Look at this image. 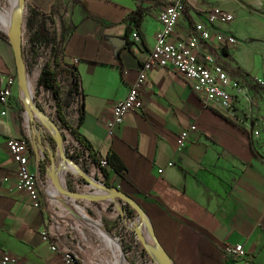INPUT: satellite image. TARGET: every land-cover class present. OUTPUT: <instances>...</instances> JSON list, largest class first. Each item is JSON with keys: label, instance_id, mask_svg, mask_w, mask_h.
<instances>
[{"label": "crops", "instance_id": "1", "mask_svg": "<svg viewBox=\"0 0 264 264\" xmlns=\"http://www.w3.org/2000/svg\"><path fill=\"white\" fill-rule=\"evenodd\" d=\"M166 2L29 0L56 21L61 67L71 65L77 77L71 104L74 120L78 106L82 112L78 132L97 154L114 153L125 167L121 175L107 171V182L128 195L147 218L158 247L150 237H140L148 244L145 253L152 264H162L155 253L158 248L170 264H264V134L259 131L264 127V108L260 101L256 108L249 106L253 92L264 90V84L250 81L264 80V0H185L170 34L171 39L185 37L196 22H203L235 38L231 46L200 42L196 48L199 59L211 55L247 84L248 101H239L234 115L203 106L179 74L153 67L140 87L142 109L128 112L112 136L106 133L113 104L124 96L153 45L160 27L157 15ZM214 7L230 12L232 19L209 24L206 15ZM133 31L137 40L131 37ZM4 74L13 75L15 82L7 103H0V254L15 256L13 264H63L58 251H51L41 239L45 229L57 247L74 249L83 264H118L109 246L93 248L92 239L103 238L94 235L87 222L75 220L63 204V199L85 197L94 204L88 206L90 211L102 209L105 221L112 224L122 214L124 200L106 189L101 172L85 153L74 161V173L85 180L76 198L60 193L55 172L58 160L63 167L64 162L57 156L55 168L46 171L48 186L39 207L14 187L16 165L5 139L29 138L30 127L12 50L0 35V86ZM191 123L195 129L177 149L179 131ZM27 158L34 172L33 147L29 146ZM168 161L173 164L167 165ZM82 207L78 206L90 217ZM54 216L72 221L66 224ZM119 244L129 259V242ZM233 244L241 245L242 256L224 252Z\"/></svg>", "mask_w": 264, "mask_h": 264}, {"label": "built area", "instance_id": "2", "mask_svg": "<svg viewBox=\"0 0 264 264\" xmlns=\"http://www.w3.org/2000/svg\"><path fill=\"white\" fill-rule=\"evenodd\" d=\"M184 2L185 0H167L161 10L158 12L157 18L160 27L154 35L153 45L150 51L147 53L145 59L139 65L136 77L133 82L128 85L124 96L113 104L110 114L105 122L107 135H113L114 128L122 123L124 116L128 112L139 111L142 109V100L139 93L140 87L147 72L153 67L168 68L176 72L189 84L191 90L198 95L203 106L216 107L228 115L232 116L236 113L239 101L242 99H245V101L247 100V84L245 82L231 76L226 70L222 68L219 63L215 61L211 55H204L199 59L196 53V48L200 42L231 46L235 44L236 41L232 35L210 29L203 22H196L191 33L182 38L171 39L170 34L177 23L179 16L181 15ZM231 19L232 14L222 10L219 7L210 9L206 15V20L209 24L216 20H219L220 22H227ZM131 37L133 40H137V32H131ZM64 77V74L60 72L56 73L55 79L59 87L65 83ZM250 81L257 86H262L264 84V80L259 77H251ZM14 82L15 79L12 75L4 74L2 76V83L0 86L1 104L7 103V100L11 94V87ZM3 113L4 111L1 112V114ZM194 129L195 127L191 123L186 128H183L179 131L176 143L177 149H180L185 145L189 132ZM5 147L16 165L14 187L17 190L24 192L33 206L39 207L41 192L35 179L34 172L28 168V138L24 136H9L5 139ZM68 150L71 152L73 149L70 151L68 148ZM77 150L80 152V156L78 158L81 159V153L84 152L81 151L78 145ZM97 158L98 164L101 167L106 168L107 162L105 161L104 155L97 154ZM172 164V161L167 162V165L169 166ZM158 171H160V169ZM69 202H71L74 207L82 212L75 204V200L73 202ZM123 213L124 211L122 210V214ZM122 214L118 215V219L122 218ZM58 217L54 218L59 220ZM72 217L77 221H82L78 220L73 215ZM67 220V222L62 220L59 221H62L66 224H69L72 221L71 219ZM40 237L42 240H45L49 243V249L51 251H58L63 264H83L74 249L70 247H57L45 229L40 232ZM116 241L118 243L121 242L118 239H116ZM224 252L233 256H242L244 254L240 244H233L231 246L226 245L224 247ZM15 262V256L8 253L0 254V264H13Z\"/></svg>", "mask_w": 264, "mask_h": 264}, {"label": "trees", "instance_id": "3", "mask_svg": "<svg viewBox=\"0 0 264 264\" xmlns=\"http://www.w3.org/2000/svg\"><path fill=\"white\" fill-rule=\"evenodd\" d=\"M51 23L49 13L43 12L41 9L34 5H30L28 16L25 21L26 27L30 30L28 36V47L29 52L32 54L33 59L37 56L39 48H49L48 59L40 67L39 73L35 81V90L31 92V102L36 106L40 112L44 114L42 107L40 106L36 98V90L41 87L46 90L53 102V116L57 121L58 126L65 130L68 135L77 143L82 152L86 153V157L89 161L97 168L101 174V182L107 190H113L115 186H111L107 182V171L112 172L116 175H121L125 170L123 163L114 153H108L104 155L107 167H101L98 164V158L96 152L92 149L89 142L78 132L77 128L82 119V112L80 106L77 107V115L75 124L72 125L64 115V108L69 106L73 102L75 94H77V77L69 64H65V67H61L62 52L59 48V38H56L54 32L47 30L46 22ZM23 61V54L21 53ZM62 73L67 79V86L63 95L61 94L60 87L56 82V73ZM25 76L28 80L26 71ZM28 125L30 127V137L28 143L30 147H33L34 158H35V179L38 183L41 194H44L48 182L46 180V171L49 168H55V157L60 158L54 139L50 136L47 129L37 122L36 118L32 115L27 116ZM25 137V136H24ZM40 149V152L38 151ZM41 153V154H40ZM63 153L66 156V165L69 167L64 175V186L71 194L72 197L76 196L82 191L81 187L85 184L79 179L74 173V166L72 163L80 156V152L77 149H73L69 152L68 148L63 147ZM65 167V165H64ZM58 178V173H57ZM118 197V196H116ZM119 198V197H118ZM122 210L129 213L127 202L124 201ZM101 220H103L101 218ZM110 227L104 225V228L109 232ZM124 251V249H122ZM116 259L120 260L118 253L115 251Z\"/></svg>", "mask_w": 264, "mask_h": 264}, {"label": "rangeland", "instance_id": "4", "mask_svg": "<svg viewBox=\"0 0 264 264\" xmlns=\"http://www.w3.org/2000/svg\"><path fill=\"white\" fill-rule=\"evenodd\" d=\"M17 4H18L17 0H0V13L3 15V18L0 16V35H4L6 38L9 32V25L11 24L10 19L15 20L17 17ZM29 8H30L29 0H24L22 9H21V15H20V34H21V53L23 54L24 68H25V71L28 77L29 89L32 92L33 90H35L34 77L37 76L40 67L48 59L49 48H42V47L39 48L35 59H33L34 56H32V54L29 52L27 40L30 34V30L25 25V21L28 16ZM46 27L48 31L55 33L56 38L58 37L57 24L54 19L53 20L51 19V23L49 21L46 22ZM8 44L10 46L9 42ZM64 82L65 83L62 84V86L60 87L62 95L66 89V84H67L66 77H64ZM258 91H260V93L259 92L257 93L258 95H255L256 92H253V94L251 95L249 106L252 108L254 107L256 108L259 105L258 103L259 101L261 102L260 105L264 108V97L263 99H261L262 98L261 94L264 95V90H258ZM29 94L30 92L27 87V96H29ZM36 98L39 101L43 109L46 119L50 121V123L53 125V130L55 131L56 134H58L61 140L62 147L69 148L70 151L74 148L77 149L76 142L69 137L66 131L59 128L57 121L54 119L53 102L50 98L49 93L43 88L39 87L36 90ZM63 110H64V115L66 119L71 124H74L75 118L73 116L75 115V105L69 104V106L65 107ZM259 131L264 134V127H261ZM58 164H59V170H56L55 172V177H56L57 182H58L57 173L64 171L62 162L58 160ZM76 165H78L79 168L80 166L84 168V165H80V164H76ZM75 204L79 206V208L83 206L82 209L90 216L89 218L96 223L99 229L103 230L102 226H104L105 224L108 227L111 226L112 224L111 222L105 221L106 215L102 209L98 208L97 210H95V213L90 211L88 206H94V204L93 202L89 201V199L85 197H80L77 199ZM102 206H105V205L102 204ZM108 206L110 207L114 206L113 202H111ZM129 206H130L129 213L124 212L122 214V218L118 219L116 224L113 227L109 228L110 229L109 232L110 234H112V236L115 239H118L119 241L122 240L124 242L123 246H125L127 242H129V257L130 258L129 259L127 258V259L130 264H152L153 262L152 259L149 258V256H147L145 253V250H146L145 245H148V244H145L143 242V238L140 237L141 235L149 237L147 230H146L145 223L144 221H139V218L137 217L135 212L132 210V207L130 204ZM101 218L103 220H101ZM93 230H94V235L101 236L95 229ZM92 240H93V245H94L93 248H96L95 244L97 245L103 244V245L109 246L108 242L105 239L101 240L98 238H93ZM111 251L115 255L114 250L111 249ZM118 264H122V262L118 260Z\"/></svg>", "mask_w": 264, "mask_h": 264}, {"label": "water", "instance_id": "5", "mask_svg": "<svg viewBox=\"0 0 264 264\" xmlns=\"http://www.w3.org/2000/svg\"><path fill=\"white\" fill-rule=\"evenodd\" d=\"M17 3H18V15H17V18L14 20L13 25L9 27L8 36L6 38L7 41L10 43L12 54H13V60H14V65H15L16 82H17L19 91L22 93L23 98H24L23 108H24L26 114L28 116L32 115L33 117H35L37 119V121L47 129V131L49 132L50 136L55 141V144L57 146V150H58V153L60 155V158L64 162L65 167H64V172H63V175H62V181L59 184L60 193L62 195H64L65 192H68V190L65 189L64 181H63L64 175L67 172L68 167L66 165L67 159H66V156L63 153L61 140H60L58 134H56L55 131L53 130V125L50 123V121H48L46 119L45 115H43L40 112V110L36 106H34L32 104L31 95L29 94V96H27L28 80H27V78L25 76L24 63H23L22 58H21V34H20V15H21V9H22V5L24 3V0H17ZM72 165L75 166L74 163H72ZM108 191L112 195L118 196L119 198L123 199L128 204H130L132 208H134V210L142 217V219H143V221L145 223V226H146V230H147L148 236L151 238L152 242L155 243L156 247H158V245L156 244L155 239L153 237L151 226H150L147 218L145 217L144 213L139 208V206L128 195H126L123 192H121L117 187H115L113 190H108ZM63 204L67 208V210L75 218H77L78 220H82V221L87 222L93 229L97 230V232L101 235V237L103 239H106L108 242L112 243L113 246L118 250L119 256H121V258L123 260H126L129 263V261L127 259V256L122 251L119 243L112 236V234H110V232H108L104 228V226H102L103 230L99 229L97 227L96 223L93 220H91L86 215H84L82 212H80L68 200L63 199ZM54 217H58V216H54ZM58 218H59V220H62V221H65V222L68 221L66 218H60V217H58ZM154 251L155 250L153 249V252ZM155 253L159 257V259H160L162 264H170V262L165 258L163 253L159 250V248H158V251H155Z\"/></svg>", "mask_w": 264, "mask_h": 264}, {"label": "bare ground", "instance_id": "6", "mask_svg": "<svg viewBox=\"0 0 264 264\" xmlns=\"http://www.w3.org/2000/svg\"><path fill=\"white\" fill-rule=\"evenodd\" d=\"M17 15H18V4H17ZM0 16L3 18V15L0 13ZM17 18V17H16ZM13 22H14V20L13 19H10V25H9V27L13 24ZM28 90H29V92H30V95H31V90L29 89V83H28ZM63 172L64 171H61V172H58V182H59V184L61 183V181H62V175H63ZM106 240V239H105ZM107 241V240H106ZM108 242V241H107ZM108 245H109V247H110V249H113L114 250V252L116 251L117 253H118V255H119V252H118V250L113 246V244L112 243H110V242H108ZM116 257V256H115ZM120 257V260H121V262H122V264H129L126 260H123L122 258H121V256H119Z\"/></svg>", "mask_w": 264, "mask_h": 264}]
</instances>
